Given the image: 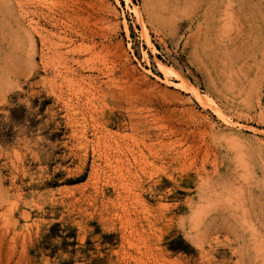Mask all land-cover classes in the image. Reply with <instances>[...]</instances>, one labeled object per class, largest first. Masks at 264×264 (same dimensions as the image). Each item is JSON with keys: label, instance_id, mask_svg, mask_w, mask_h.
<instances>
[{"label": "rangeland", "instance_id": "rangeland-1", "mask_svg": "<svg viewBox=\"0 0 264 264\" xmlns=\"http://www.w3.org/2000/svg\"><path fill=\"white\" fill-rule=\"evenodd\" d=\"M0 264H264V0H0Z\"/></svg>", "mask_w": 264, "mask_h": 264}, {"label": "trees", "instance_id": "trees-1", "mask_svg": "<svg viewBox=\"0 0 264 264\" xmlns=\"http://www.w3.org/2000/svg\"><path fill=\"white\" fill-rule=\"evenodd\" d=\"M174 252H178V250L177 249H172Z\"/></svg>", "mask_w": 264, "mask_h": 264}, {"label": "bare ground", "instance_id": "bare-ground-1", "mask_svg": "<svg viewBox=\"0 0 264 264\" xmlns=\"http://www.w3.org/2000/svg\"><path fill=\"white\" fill-rule=\"evenodd\" d=\"M80 34V33H79ZM81 35V34H80ZM92 39V38H91ZM73 40V39H72ZM95 50V49H94ZM70 107V106H69ZM72 108H74V107H72ZM77 112V111H76ZM76 119V118H75ZM77 122V121H76ZM77 124H78V122H77Z\"/></svg>", "mask_w": 264, "mask_h": 264}]
</instances>
